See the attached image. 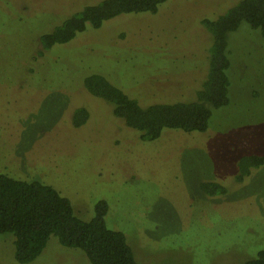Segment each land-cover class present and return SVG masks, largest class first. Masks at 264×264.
Instances as JSON below:
<instances>
[{
  "label": "rangeland",
  "instance_id": "rangeland-1",
  "mask_svg": "<svg viewBox=\"0 0 264 264\" xmlns=\"http://www.w3.org/2000/svg\"><path fill=\"white\" fill-rule=\"evenodd\" d=\"M99 1L0 0V174L52 187L85 221L105 201L107 227L124 234L138 264L254 258L264 250V168L236 174L239 158L264 154L260 31L241 23L227 34L229 101L212 109L204 132L165 129L144 141L86 90L85 77L104 76L142 108L191 102L208 74L203 21L241 0H166L33 59L41 33ZM78 111L85 123L76 125ZM212 184L225 191L208 193ZM12 241L0 235V264H18ZM28 264L89 262L51 236Z\"/></svg>",
  "mask_w": 264,
  "mask_h": 264
},
{
  "label": "trees",
  "instance_id": "trees-1",
  "mask_svg": "<svg viewBox=\"0 0 264 264\" xmlns=\"http://www.w3.org/2000/svg\"><path fill=\"white\" fill-rule=\"evenodd\" d=\"M165 1L100 0L95 5H86L80 12L41 33L39 50L35 51L37 57H32L37 59L52 48L71 42L86 27L98 29L105 21L124 14L154 13ZM241 23L259 30L264 39V0H241L217 19L203 21L212 38L207 57L208 74L191 102L142 108L100 74L85 77L84 86L93 96L110 103L113 115L138 132L141 140H155L165 129L202 133L207 129L212 109L228 104L227 34L236 31ZM81 113L83 111L76 113V125L85 123L79 121ZM261 167L264 168V154L242 156L237 162L236 180L247 176L251 169ZM205 189L208 193L225 191L218 184ZM107 210L105 201H98L93 217L85 221L75 215L70 201L52 187L0 174V235L13 236V258L18 264L33 262L51 236L64 248L82 251L89 264H138L124 234L107 227ZM242 264H264V250Z\"/></svg>",
  "mask_w": 264,
  "mask_h": 264
}]
</instances>
